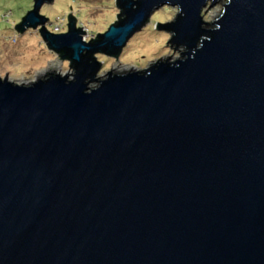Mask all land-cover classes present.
<instances>
[{
	"label": "water",
	"instance_id": "obj_1",
	"mask_svg": "<svg viewBox=\"0 0 264 264\" xmlns=\"http://www.w3.org/2000/svg\"><path fill=\"white\" fill-rule=\"evenodd\" d=\"M52 1L14 29L68 73L0 77V264H264V0H115L91 41ZM164 5L181 57L100 77Z\"/></svg>",
	"mask_w": 264,
	"mask_h": 264
},
{
	"label": "rangeland",
	"instance_id": "obj_2",
	"mask_svg": "<svg viewBox=\"0 0 264 264\" xmlns=\"http://www.w3.org/2000/svg\"><path fill=\"white\" fill-rule=\"evenodd\" d=\"M224 2L205 7L204 21H214L221 14ZM115 4V0H53L44 3L39 13L49 19L45 27L53 33L66 32L68 16L72 14L76 18V27L86 32L83 39L91 41L118 20L120 11ZM32 8L33 0H0V77L7 76L16 83L28 84L48 72L67 74L70 69L68 60L60 59L59 54L47 48L39 33L41 26L27 28L22 33L14 29ZM177 12L176 6L169 5L154 10L147 23L130 37L117 57L96 54L101 62L99 76H104L110 70L114 73L142 70L159 59L180 58L183 47H176L172 42L166 46L172 33L155 29L157 23L172 21Z\"/></svg>",
	"mask_w": 264,
	"mask_h": 264
}]
</instances>
